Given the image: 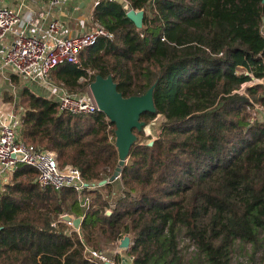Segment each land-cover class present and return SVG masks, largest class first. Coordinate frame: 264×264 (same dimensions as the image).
Here are the masks:
<instances>
[{
	"label": "trees",
	"instance_id": "trees-1",
	"mask_svg": "<svg viewBox=\"0 0 264 264\" xmlns=\"http://www.w3.org/2000/svg\"><path fill=\"white\" fill-rule=\"evenodd\" d=\"M126 2L144 11L143 27L124 4L103 0L94 20L113 38L101 37L50 78L69 93L89 75L111 76L125 98L153 88L155 112L141 116L121 177L92 191L88 210L74 189H41L37 169L18 166L0 192V264H97L87 249L125 236L132 264H180V230L206 264H232L236 241L251 245L248 264H264V120L251 123L248 112L264 107V86L238 92L251 81L242 69L264 77V0ZM19 103L25 143L56 153L88 184L112 177L120 155L104 113L61 112L56 100L27 89ZM158 117L164 122L150 146L145 127ZM116 186L122 193L112 200ZM63 215L83 218L79 232Z\"/></svg>",
	"mask_w": 264,
	"mask_h": 264
},
{
	"label": "built area",
	"instance_id": "built-area-1",
	"mask_svg": "<svg viewBox=\"0 0 264 264\" xmlns=\"http://www.w3.org/2000/svg\"><path fill=\"white\" fill-rule=\"evenodd\" d=\"M65 1L67 0H50L54 6ZM106 1L124 4V8L130 11L126 0ZM96 5H99V2ZM41 18V15H35L29 21L35 27L34 33L25 35L16 29L21 21L20 16L14 10L0 5V43L9 35L15 36L13 44L5 53L3 63L30 81H47L57 66L67 63L78 64L80 53L94 46L101 37L113 38L100 23H96L93 30L88 33L74 38H64L60 34L61 25L58 21H53L46 37H41L39 34ZM240 73L251 77V81L243 86L247 84L264 86V77L256 78L244 69ZM60 93L57 102L61 112L73 115H93L100 112L90 86L87 92L69 93L65 89H60ZM21 126L22 118L18 117L14 110L0 107V174H11L20 165L31 166L38 171L36 183L41 189L49 187L57 191L65 188L74 189L78 193L80 206L88 210L91 205L90 193L99 186L88 184L78 168L72 165L61 167L54 152L25 143L20 136ZM113 209V205L106 209V215H111ZM68 217L63 215L61 220H67ZM73 220L75 217H71L69 221L71 226ZM87 254L91 262L115 264L113 260L107 258L103 250L98 252L87 249ZM133 261L134 257H130L128 264H132ZM119 264H122V261Z\"/></svg>",
	"mask_w": 264,
	"mask_h": 264
},
{
	"label": "crops",
	"instance_id": "crops-1",
	"mask_svg": "<svg viewBox=\"0 0 264 264\" xmlns=\"http://www.w3.org/2000/svg\"><path fill=\"white\" fill-rule=\"evenodd\" d=\"M103 0H67L58 6L51 4L50 0H0V5L14 10L20 16V23L16 27L19 33L25 35H32L34 33L35 27L30 24V20L35 15H41L40 20V35L41 37H46L49 27L53 21H58L61 25V36L64 38H74L81 34L88 33L93 30L95 24L94 13L97 6ZM99 2V5L96 3ZM15 40L14 35H9L5 40L0 43V82L5 85L12 84V80L18 78V80L26 81L31 87L30 91L40 97H59L61 94L57 86L54 83L46 84L44 81H30L29 79L19 75L12 67L5 66L3 63V58L7 49L13 44ZM82 80H80L81 82ZM55 87V89H53ZM27 88H20V91ZM60 89H64L60 87ZM54 100V98H52ZM58 101L57 99H55ZM2 108H8L4 104H0ZM18 115L22 118L25 110L24 108H12ZM56 154V153H55ZM14 172L11 174H0V192L12 185ZM70 217V215H68ZM65 220L68 224L71 221V217ZM82 218V217H75ZM83 220V219H82ZM74 222V220H73ZM74 227V224H73ZM75 228V227H74ZM76 229V228H75ZM80 230L76 229V231ZM115 246V247H114ZM103 251H107L111 254L121 255V249L116 247L115 244L104 246ZM123 258L129 259L130 257L121 256V261ZM116 264V258L113 259Z\"/></svg>",
	"mask_w": 264,
	"mask_h": 264
},
{
	"label": "water",
	"instance_id": "water-1",
	"mask_svg": "<svg viewBox=\"0 0 264 264\" xmlns=\"http://www.w3.org/2000/svg\"><path fill=\"white\" fill-rule=\"evenodd\" d=\"M144 16V11L132 9L127 12V17L139 29L143 27ZM90 90L97 102L99 111L104 113L108 120L116 126V146L120 155L119 165L112 177L99 183V187H103L114 183L121 177L123 167L129 160L130 150L137 141L134 130H141L145 126V123L140 121L141 116L147 112H155L153 88L143 96L125 98L118 91L117 85L111 76L105 78L97 75L95 80L90 84ZM153 143L154 141H151L148 145L151 146ZM73 224L76 229H79L82 219L76 218ZM130 247L131 238L127 236L121 241L119 248L129 250ZM122 264H128V259L123 258Z\"/></svg>",
	"mask_w": 264,
	"mask_h": 264
},
{
	"label": "rangeland",
	"instance_id": "rangeland-1",
	"mask_svg": "<svg viewBox=\"0 0 264 264\" xmlns=\"http://www.w3.org/2000/svg\"><path fill=\"white\" fill-rule=\"evenodd\" d=\"M89 77L83 78V80L80 82L82 83V88L78 90L79 92H87L89 90V86L92 83ZM44 82L46 84H49L51 82L54 83L51 78H49L47 81ZM25 86H27V88L20 91V88H24ZM29 86H30L29 83H27L24 80L23 81L18 80V78L13 79L12 84H8V85H5L3 82H0V104H4L5 106L8 107L9 110H13L12 108H19V107L23 108L19 103L20 95L23 93L24 90L26 89L30 90L31 87ZM55 86H57L56 89L60 91L61 86H58L56 84ZM249 87H253V86H251V84H247L245 86H242V88L238 92L241 94H245L246 89H248ZM53 89H55V87ZM46 98L51 100L52 98H54V100L55 99L58 100L57 95L56 97H53L51 95ZM248 112L250 114L251 123H256L258 120H264V107L260 106L259 104H255L253 108L248 109ZM163 122H164L163 118L158 117L157 119H155L145 127V132L147 137L146 140H149L148 142L155 141L158 138L161 132ZM121 193H122V187L116 186L114 189L113 197H111L110 199L114 200ZM112 202L114 203V201ZM113 203H111V205H113ZM70 217H74V215H70ZM260 237L262 239V243L264 246V231H261ZM122 240L115 243L116 247H118V245L121 243ZM178 241H179V249H180V264H206L195 242L192 241L187 236L184 230L179 231ZM127 251L128 250H121V255L111 254L108 252V250L104 252L106 253L108 259L113 260L114 258H116V262H117L122 255L127 257L126 254ZM251 253H252V249L250 244L241 241H236L232 247V264H248V260ZM263 253H264V247L260 251L258 258L261 259Z\"/></svg>",
	"mask_w": 264,
	"mask_h": 264
}]
</instances>
